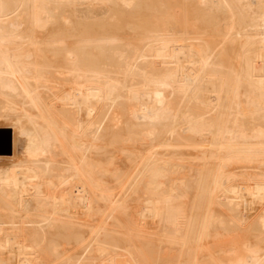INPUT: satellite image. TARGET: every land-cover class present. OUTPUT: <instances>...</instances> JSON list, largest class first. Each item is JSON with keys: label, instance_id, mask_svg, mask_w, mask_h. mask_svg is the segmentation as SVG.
<instances>
[{"label": "bare ground", "instance_id": "bare-ground-1", "mask_svg": "<svg viewBox=\"0 0 264 264\" xmlns=\"http://www.w3.org/2000/svg\"><path fill=\"white\" fill-rule=\"evenodd\" d=\"M0 120V264H264V0H0Z\"/></svg>", "mask_w": 264, "mask_h": 264}, {"label": "rangeland", "instance_id": "rangeland-1", "mask_svg": "<svg viewBox=\"0 0 264 264\" xmlns=\"http://www.w3.org/2000/svg\"><path fill=\"white\" fill-rule=\"evenodd\" d=\"M7 100H9L10 102H13L12 100H11V98H9V99H7ZM2 120H5V119H2ZM2 120H0V166H5V165H10L11 163L13 164L17 159H18V155H17V152H18V150H19V148H20V146H21V141L19 140L18 141V138L16 137V135H14L15 136V142H17L16 143V145H14L13 144V138H14V136H13V134L11 133L12 132V130L10 129V128H8V127H6V126H4V125H7V123L9 124V121H2ZM4 122V123H3ZM13 145V146H12ZM15 153V154H14ZM119 157H121V155L119 154L118 155ZM218 161V160H217ZM220 162L221 161H219V163H218V167L220 168V169H223L222 168V163L220 164ZM201 163V162H200ZM91 218H89V220H90ZM92 220V219H91ZM137 240V238H135L134 240H133V242H132V245H133V247H136L137 245H138V241H136ZM207 242L205 243V248L208 250V251H214L215 252V250L217 251V250H219L221 247H222V245H224L223 243V241L221 240V239H219V242H222V244L221 245H219L218 243L219 242H217V240H213L212 238H209V239H207L206 240ZM211 241V242H210ZM214 241V243H215V241H216V243L218 244V246L216 245V249L214 250V248L212 247V245H214L212 242ZM215 243V244H216ZM208 244H210V248H208ZM139 245H141L140 244V242H139ZM138 245V246H139ZM137 246V247H138ZM221 246V247H220ZM136 247V248H137ZM210 249V250H209ZM122 254H120V255H123V254H125L124 252H121ZM216 253V252H215ZM217 254V253H216ZM215 254V255H216ZM218 255V257L220 256V258H221V256H222V254H217ZM217 255H216V257H217ZM125 256H126V254H125ZM149 257H150V255H148ZM218 257H217V259H218ZM150 259H152V258H150ZM153 260V259H152ZM149 261H151V260H149ZM146 262V261H145ZM147 262H148V260H147ZM151 263H153V261H151ZM162 264V263H161Z\"/></svg>", "mask_w": 264, "mask_h": 264}]
</instances>
